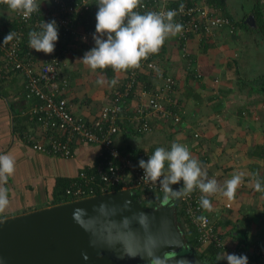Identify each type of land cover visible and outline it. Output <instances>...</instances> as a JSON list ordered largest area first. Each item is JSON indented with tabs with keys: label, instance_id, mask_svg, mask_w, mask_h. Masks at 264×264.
<instances>
[{
	"label": "crops",
	"instance_id": "obj_1",
	"mask_svg": "<svg viewBox=\"0 0 264 264\" xmlns=\"http://www.w3.org/2000/svg\"><path fill=\"white\" fill-rule=\"evenodd\" d=\"M253 6L254 0H222L218 9L233 22L243 20L246 24ZM10 15L9 8H0V22L9 21ZM246 26L247 29L236 26L234 34L221 28L214 31L213 39L189 37L185 42L186 57L176 38L168 39L156 57L164 74L175 81L180 123L172 126L170 122L154 121L151 132L142 135L121 129L113 140L121 152L130 156L155 151L157 147L170 148L173 142L185 144L201 161L209 178L217 179L221 185L234 173L244 172V181L234 199L217 193L209 197L212 210H206L220 230L227 246L224 251L229 254L233 247L264 246V192L254 188L255 179L264 181V35L258 38L260 34H251L254 20ZM84 53L78 49L64 61L63 73L68 80L65 96L75 115L92 120L109 93L119 86L124 73L115 72L106 78L97 70L100 77L115 78L118 84H105V89L97 92L93 89L88 99L75 86L71 87L78 74L73 66ZM80 72L83 74L84 69ZM138 83L150 90L158 86L159 80L151 79L149 86L143 81ZM29 104L23 97L21 78L12 75L0 82V153L16 160L15 172L4 185L9 190V205L0 212L1 219L53 206L47 200L54 179L71 180L79 169L90 168L100 156L99 147L87 144L75 145L68 159L31 150L21 139V132L30 127L23 117ZM193 133H198L197 139ZM224 251L219 252L214 264H227L225 260L218 261Z\"/></svg>",
	"mask_w": 264,
	"mask_h": 264
},
{
	"label": "built area",
	"instance_id": "obj_2",
	"mask_svg": "<svg viewBox=\"0 0 264 264\" xmlns=\"http://www.w3.org/2000/svg\"><path fill=\"white\" fill-rule=\"evenodd\" d=\"M173 6L169 0H142L138 10H176L175 21L183 25V31L175 36L179 50L186 57L185 42L191 36L209 38L221 28H226L229 34L235 33V26L227 19L215 13L203 0H186ZM260 7V15L264 19V0H254ZM97 0H51L41 4L40 11L25 20L19 13L10 9L9 21L14 22L12 28L0 34V79L10 75L22 79L24 99L30 101L24 112L29 129L21 132L22 142L31 150L45 156L68 159L72 148L78 144L95 145L100 149V160L94 169L80 170L78 181L69 183L64 190V196L74 201L114 192L112 186L122 183L120 190L138 189L157 196L163 193L158 184L141 180L143 170L138 167V161L148 157L154 151H140L130 156L121 152L113 140L120 131L122 121L138 132H151L152 122H170L178 126L181 111L175 98V81L164 74L157 64L155 55L142 61L138 69L127 71L123 84L114 88L107 97L106 103L99 109L92 120H85L75 115L72 105L65 96L68 87L67 76L63 73L67 56H72L77 50H86L94 46L92 34L95 32L80 26V18L88 12L97 10ZM0 5L7 6L4 0ZM183 5V7H181ZM8 8V6H7ZM55 20L59 27V38L55 43V51L46 55L36 52L28 46V33L39 30V24ZM16 36L3 43L4 37L10 32ZM83 50V51H84ZM160 69L158 74L156 69ZM141 73L153 74L159 80L157 87L141 88L137 81ZM198 77V75H195ZM133 102V104L131 103ZM198 133H193L194 139ZM128 183V184H126ZM174 189V185H172ZM98 193V195H96ZM199 190L188 197L178 198L183 214L196 234L199 246H212L224 251L227 249L220 230L212 217L200 207ZM71 201V202H74ZM70 202V201H68ZM228 207L227 204L224 206ZM203 216L205 220H199ZM231 254L246 255L248 264H264V246L249 249L233 247Z\"/></svg>",
	"mask_w": 264,
	"mask_h": 264
},
{
	"label": "water",
	"instance_id": "obj_3",
	"mask_svg": "<svg viewBox=\"0 0 264 264\" xmlns=\"http://www.w3.org/2000/svg\"><path fill=\"white\" fill-rule=\"evenodd\" d=\"M172 206L119 190L1 219L0 264H213L187 248Z\"/></svg>",
	"mask_w": 264,
	"mask_h": 264
},
{
	"label": "clouds",
	"instance_id": "obj_4",
	"mask_svg": "<svg viewBox=\"0 0 264 264\" xmlns=\"http://www.w3.org/2000/svg\"><path fill=\"white\" fill-rule=\"evenodd\" d=\"M8 8L19 13L23 19H31L34 13H41V4L51 0H4ZM95 13V32L92 34L94 46L79 59L92 71L111 68L114 72H126L138 69L149 56L158 54L165 42L183 31V25L175 21L176 10H149L141 12L142 0H97ZM183 7V5H181ZM16 34L10 31L3 40L11 41ZM59 38V27L53 19L39 24V30L28 33V46L36 52L50 55L55 51ZM160 73V69H156ZM98 85L107 84L114 87L118 80H106L103 76L97 79ZM138 167L143 170L141 180L158 184L165 202L188 197L199 190L200 207L211 211L209 197L220 193L228 200L234 199L237 189L244 181V172H236L221 185L217 179L209 178L201 161L195 158L188 146L173 142L170 148L157 147L147 161L140 159ZM16 169L15 158L7 153H0V212L9 205L7 184ZM255 175V174H254ZM174 190L172 185L180 184ZM254 188L264 192V181L254 180ZM199 220H205L203 216ZM204 247L199 246L201 251ZM221 251V250H220ZM227 264H248L246 255L224 253L218 261Z\"/></svg>",
	"mask_w": 264,
	"mask_h": 264
},
{
	"label": "trees",
	"instance_id": "obj_5",
	"mask_svg": "<svg viewBox=\"0 0 264 264\" xmlns=\"http://www.w3.org/2000/svg\"><path fill=\"white\" fill-rule=\"evenodd\" d=\"M64 1H68V0H64ZM183 2L189 3V1H183V0H178L175 1L174 3H169L170 5L176 6L179 5ZM205 2V1H204ZM206 6H208L210 9H212V11H215V13H219L221 15V17L223 18H227L233 26H239L240 28L243 29H247L248 27L246 26V24L243 22V20H240L238 22H233L231 20V18L226 14L223 13L222 10L218 9L219 7H221L222 5V0H206L205 2ZM1 7H7L4 5H0ZM98 10V9H97ZM97 10H93L91 12L85 13L81 18H80V26H84L85 29L88 30H95V13ZM250 15L252 16L254 22H255V26L251 31V34H261L264 35V19L262 18V16L260 15V7L258 6V4L254 1V6L250 12ZM14 26V22L12 21H3L0 22V34L4 31L7 30L8 28H12ZM204 37H202L203 39ZM206 39V38H205ZM92 47H89V49H91ZM89 49H87L86 51H88ZM162 49V48H161ZM161 52V50H160ZM160 52L158 53V56L160 55ZM157 55V54H156ZM156 62L158 64L159 60L156 57ZM102 73L105 74V76L107 78H111L114 75V71L111 68L105 69V70H99ZM123 78L122 81L119 83V85L123 84V82L126 80V76H127V71L123 72ZM11 76V75H10ZM9 76V77H10ZM153 74H146V73H141L138 75L137 81H143V83L145 82V86H149L151 79H153ZM4 81V79H0V82ZM24 118H26L25 116H23ZM86 120V119H85ZM88 121V120H87ZM120 130H125L128 131V133L132 134V135H142V134H138V132H135L134 129L130 128L125 121H122L121 124L119 125ZM101 156L98 157V159L93 162L92 166L90 168H82L79 169L76 173L75 178L73 179H68V178H55L54 182L51 186V190H50V196L48 197L49 201V205H58V204H63V203H69L68 201H74L72 198H69V196H64V190L66 188H68V184L71 182H75L78 181V173L80 170H88V169H94L96 163L100 160ZM128 184V183H126ZM182 186V181L180 182V184L174 185V190L179 189ZM122 187V183L116 184L115 186H112L111 190L112 191H119ZM131 197L134 200H137L141 206L145 207V208H154L156 206H158L161 202L164 201L163 196L164 193H161L157 196H154L152 194L146 193L145 191H139L137 188L136 189H131ZM98 195V193L96 194ZM173 213H174V218H175V224L176 226L179 228L181 234L183 235V238L185 240V244L192 248L193 250H199V245L196 242V234L193 230V228L189 225L185 215L183 214V209H182V205L180 202H178L177 199L173 200ZM1 219V216H0ZM219 252H221L219 249L213 248L212 246H205L200 253V257L201 259L205 260V261H209L212 262L214 264V262H216L217 256L219 254Z\"/></svg>",
	"mask_w": 264,
	"mask_h": 264
},
{
	"label": "rangeland",
	"instance_id": "obj_6",
	"mask_svg": "<svg viewBox=\"0 0 264 264\" xmlns=\"http://www.w3.org/2000/svg\"><path fill=\"white\" fill-rule=\"evenodd\" d=\"M212 35V39H213V36L215 37V33H211ZM253 35H251L252 37ZM260 36H262L261 34L259 36H256L258 38H260ZM248 37V36H247ZM249 40H251L250 37H248ZM208 39V38H207ZM261 42V41H260ZM263 46V45H261ZM84 50V49H83ZM85 51V50H84ZM80 57L77 58V64L73 66V69L78 73L77 76H76V79L73 81V83L71 82V87L75 86L76 89H78L79 92L83 93L84 95H86V97L88 99H91V95L88 94L91 92V90L95 89L96 92L100 89H105L106 85H98L96 83L97 79L100 78L99 74H98V71L96 70L95 72L92 71L91 69H89L87 66H85L81 61H79ZM71 60V58H70ZM81 68L84 69V73L81 74ZM67 69V68H66ZM65 69V71H66ZM105 75V74H104ZM106 77V76H105ZM107 78V77H106ZM93 86L95 88H93ZM209 118V117H208ZM210 120V119H209ZM207 143V142H206ZM213 145V143H211ZM179 229V228H178ZM187 246V245H186ZM187 248L189 250H191L194 254H196L197 256H199V258L201 259L200 257V253L201 251H197L196 249L193 250L192 248L188 247ZM203 260V259H202ZM205 261V260H204ZM209 262V261H207ZM212 263V262H210Z\"/></svg>",
	"mask_w": 264,
	"mask_h": 264
}]
</instances>
